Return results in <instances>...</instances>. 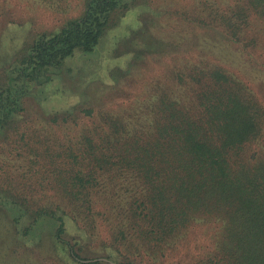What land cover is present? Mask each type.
Instances as JSON below:
<instances>
[{
    "label": "trees",
    "instance_id": "obj_1",
    "mask_svg": "<svg viewBox=\"0 0 264 264\" xmlns=\"http://www.w3.org/2000/svg\"><path fill=\"white\" fill-rule=\"evenodd\" d=\"M127 6L91 1L58 32L38 36L17 70L21 84L0 88V216L12 228L6 239L15 237L3 264H175L171 252L205 223L215 225L212 247L193 264H264V60L253 58L260 77L249 79L183 57L143 85L138 105L116 108L100 84L99 107L93 100L41 126L17 123L24 80L93 52L111 13ZM202 7L196 21L250 57L264 46V0ZM45 229L51 243L42 251ZM23 248L43 257L22 258Z\"/></svg>",
    "mask_w": 264,
    "mask_h": 264
},
{
    "label": "rangeland",
    "instance_id": "obj_2",
    "mask_svg": "<svg viewBox=\"0 0 264 264\" xmlns=\"http://www.w3.org/2000/svg\"><path fill=\"white\" fill-rule=\"evenodd\" d=\"M91 1L0 0V88L11 83L21 84L17 70L38 36L58 32L69 21L82 16ZM234 1L128 0L127 7H118L111 13L109 25L93 52L83 54L78 51L59 67H49L35 78L24 80L26 86L21 90L25 111L17 123L41 126L52 114L77 105L89 106L93 100L99 107L102 101H98L100 84L109 87L107 96L115 99L116 108L136 105L137 97L142 100L147 97L143 85L173 63H181L183 57L196 61L197 55L203 56L244 78H259L260 75L250 69L256 65L253 58L264 60V46L250 57L238 44L228 42L223 31L196 21L203 4L219 5L224 9ZM183 46L186 52L182 51ZM125 85L128 87L124 88ZM91 91L94 98L90 97ZM5 133L0 132V144ZM1 218L0 264H3L6 253H15V237L6 239L12 228L3 227ZM29 222L30 219L24 217L19 225L21 230ZM69 228V235L77 233L73 226ZM213 228L212 223L193 226L171 252L170 260L175 264H193L194 260L206 255L212 247L210 234ZM44 236L47 238L42 251L51 243V229H45ZM23 249L22 258L35 261L43 257L38 250L34 255L33 248ZM84 254L92 256L94 253L88 250ZM61 258L58 253L56 259ZM19 260L24 264L26 259Z\"/></svg>",
    "mask_w": 264,
    "mask_h": 264
}]
</instances>
